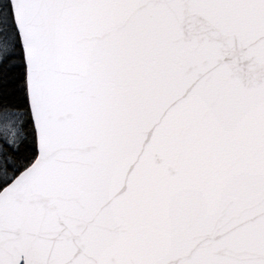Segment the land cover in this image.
<instances>
[{"label": "snow or ice", "instance_id": "snow-or-ice-1", "mask_svg": "<svg viewBox=\"0 0 264 264\" xmlns=\"http://www.w3.org/2000/svg\"><path fill=\"white\" fill-rule=\"evenodd\" d=\"M0 264H264V0H0Z\"/></svg>", "mask_w": 264, "mask_h": 264}]
</instances>
